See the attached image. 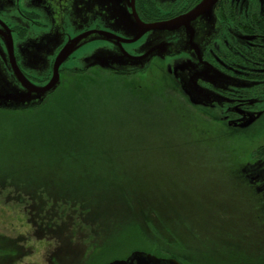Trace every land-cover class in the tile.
I'll use <instances>...</instances> for the list:
<instances>
[{
	"label": "rangeland",
	"instance_id": "obj_1",
	"mask_svg": "<svg viewBox=\"0 0 264 264\" xmlns=\"http://www.w3.org/2000/svg\"><path fill=\"white\" fill-rule=\"evenodd\" d=\"M71 1L73 0L33 2L41 11L35 9L41 14V19L47 23V26L38 31L29 24L30 36L21 41L20 49H16L21 57L20 67L40 77L48 70L47 60L50 57L49 54H43L44 58H41L40 63L30 64L31 60L27 55L32 50L35 51L36 46L43 43L63 44L64 42L67 45V42H74L75 39L78 44L84 42L82 37L77 40L74 36L75 29L70 28L73 31L71 34L67 27L62 25L68 18L70 22L73 21L74 17L70 18V14L76 3L79 1L85 3L84 0H74L69 11L67 5ZM125 1L90 0L87 2V7L94 4L101 5L108 9L106 12L113 15H116L113 11H118L122 20L119 27L130 32L123 37L128 39L137 36L139 32L130 17ZM14 9H11L12 13ZM9 10L1 11L8 13ZM107 28L102 26V29ZM157 30L159 29L142 34L136 44L138 51L144 52L143 50H151L157 43L164 42L163 52L159 53L160 59L156 58L158 65L154 64V59L150 60L151 55L135 61L132 60L134 54L129 51L99 52L96 44L84 49L78 47L71 53L72 56L81 57L84 52L92 48L90 54L99 52L107 60L106 63L115 68H140L149 63L150 67L140 69L139 73L130 74L129 77L97 74L90 76L86 83L82 79L71 80V73H65L57 88L42 96L39 104L44 103L43 105L28 108L29 112L25 108L14 111L15 113L0 109V179L7 173L15 175V178L18 176L20 182L40 180L49 190L55 189L58 183L65 181L63 190L64 193L69 194L72 189L83 187L79 176L82 170L88 171V165L90 170L97 167L99 152L94 153L92 146V153L84 155L80 167H72L62 161L65 152L63 148L71 144L69 137V140H66L64 134L71 135L74 128L83 124L81 137L89 143L93 138H98L105 148V156L110 159L108 166L110 172L105 180L114 174L113 178L117 182L113 178L110 180L113 179L112 183L118 185L119 178L116 177L119 175L118 170L120 173L124 171L123 176L128 183L135 180L132 176H136L142 179L140 184L147 182L152 192L157 188L158 196L163 194L167 200L168 204H163L167 208L160 205L159 197L153 198V193L141 198L143 205L149 207L150 202L154 201L155 205L159 206L157 210L159 208L165 210L159 217L165 218L172 227L177 228L182 234L183 241L192 246L193 251L204 248L209 253L208 255L206 253L208 263L213 264L216 257L218 260L225 258L219 244L216 245L214 242L219 240L216 236L218 232L222 233L224 230L222 229L224 223L229 224L223 222L225 218L222 211L238 210L236 212L239 214L245 210L243 215L245 222L247 223L250 218L252 220V224L248 222L250 227L264 232V223L257 222L255 216L257 209L260 208V205L256 204L258 198L256 197V203H250L254 206L252 208L245 188L241 186L239 191L238 188L234 190L226 165L220 167L217 162L221 151L231 154L232 159H237L241 163L251 160L252 152L264 142V110L259 112L262 115L259 116L258 125L253 128L254 130H237L227 127L219 118V114L215 111L218 109L217 106L213 107L215 110L207 108L210 100L221 101L222 97L213 90H208L203 83L214 86L217 82L224 85L231 84V80L220 77L218 71L202 68L199 59L189 54L193 45L194 48L203 46L217 33L218 23L213 7L188 24L170 29V33L162 31H170L169 29H162L159 32ZM171 41L175 43L169 44ZM108 46L113 48L111 45ZM126 46L130 47V44ZM26 47L31 48L27 55L24 51ZM6 51L1 44L0 86L6 85L7 82L11 88L16 84L15 89L21 90L10 71ZM169 53L178 56L164 60ZM145 54L146 52L142 55ZM188 55L198 62L189 61ZM86 59L87 57L84 60ZM68 62L73 63V60ZM206 71L208 73H204ZM68 79L72 81L71 84ZM31 83L43 86L40 80ZM172 83L175 88L172 87ZM247 86L254 88L256 85L247 84L243 87ZM176 91L179 92L182 100L193 101V104L186 101L191 115L179 113L177 115L179 118H175L178 119L177 122L168 112L176 110V103L173 101V108L166 99L167 96L178 98ZM213 96L216 98H212ZM37 99L39 98L36 95L32 96L30 103ZM20 106H23V103ZM237 165L233 162L232 167L236 169ZM104 173L103 170L95 177L101 178ZM194 174L198 176L188 180L187 176ZM90 176L86 175L87 179ZM5 181L0 180L2 183L0 184V264H77L79 260L76 258L81 257L85 247L81 241L83 232L79 230L77 241L72 240L69 235L72 228L70 219L61 229L63 234L68 236L65 242L55 238L39 237L35 231H41L44 226L35 223L37 226L35 229L26 206L14 198L13 192L16 189L10 185V182ZM29 185L34 187L33 184ZM133 188L136 189L134 186ZM167 190L176 197L168 198ZM247 191L250 192L248 189ZM94 209H98L97 204H94ZM113 216L117 219L122 218V212L118 207H115L110 218ZM202 217L204 222L201 220ZM211 217L216 218L215 223L210 222ZM261 239L264 238L258 237L255 244H263ZM247 242L244 246L253 249L252 245H247ZM244 249L248 252V249ZM53 257H56L55 261H52Z\"/></svg>",
	"mask_w": 264,
	"mask_h": 264
},
{
	"label": "trees",
	"instance_id": "obj_2",
	"mask_svg": "<svg viewBox=\"0 0 264 264\" xmlns=\"http://www.w3.org/2000/svg\"><path fill=\"white\" fill-rule=\"evenodd\" d=\"M65 73H71V80H75L76 78L82 79L85 83L90 76L97 74L102 76L112 74L113 76L124 77H129L130 74H134L121 72L114 73L102 70L87 73L80 71H70ZM68 81L70 84L72 83L69 79ZM171 85L175 88L173 83ZM177 94L178 98H175V96L166 97L167 103L173 108V101L176 103V110L168 112L174 119L179 118L177 117L179 113L181 115H191L187 106L188 101L186 99H183V101L179 92H177ZM43 104L24 108L29 112L31 108ZM170 105L169 107H171ZM0 109L12 113L21 110H13L5 107ZM175 120L176 122L178 121V119ZM82 129H84L83 124L74 128L71 135L64 134L66 140H71V144L69 147L63 148L65 152H63L64 157L62 161L65 164L72 165V167H80L81 162L83 163L84 161V155L92 153V146L95 149H93L94 153L99 152L97 167L94 170H90V166L88 165V171L82 170L83 172L79 176V180L83 187L72 189L70 191L71 194H69L64 193L63 190V184L65 181L58 183V185H60L59 187H57V185L55 189L49 190V188H46L45 184L40 182V180H29L26 183L20 182L18 176L15 178V175L7 173L6 175H2L0 179L6 180V183L10 182V185L14 186V189H16V191L14 190L13 192L14 198L17 202L26 206L28 213L31 216V222L34 223V225L36 223L44 226L41 231H35V233L39 237L55 238L65 242V240L68 239V236H65L61 229L65 226L64 224L71 219L72 222L70 224L72 225V228L70 229L69 235L72 240L77 241L80 234L79 230L82 231L83 238L81 241L82 244L85 245L81 257L76 258L79 260L77 264H103L109 260L125 258L130 251L138 249L153 253L158 257H174L183 264H210L207 261V255L209 253L205 251L204 248L200 251H193L192 246L186 244L181 238L182 234H180V231H178L177 228L172 227L165 218L159 217V215L165 210L160 208L157 210V207L159 206H156L154 201L150 202L149 207L143 205V200L141 198L146 196V194L151 195L153 193V198L159 197L157 188L152 192L148 183L145 182L144 184H140L142 179H138L136 176H132L135 180L128 183L123 176L124 171L120 173L118 170L117 173L119 175L116 176L119 178L118 185L113 184L114 182L112 183L113 179H115L113 178L115 177L114 174L107 177L108 180H105L110 172L108 168V166H110V159L105 156V148H103L102 142L98 138H93L89 143L81 137L80 133ZM257 152L255 151V153ZM231 157V154L221 151L217 157V162L220 167L226 165V170L229 172V175H231L230 179L234 190L235 188H238L239 191L241 186L244 187L250 198L248 201L249 205L253 204V202L256 203V197L258 198V196L255 195L251 185L244 180V176L240 171L244 166V163H241L237 159H232ZM252 158L253 154L251 156V159ZM233 162L238 164L236 169L232 167ZM103 170L105 173L101 178L95 177L97 174L102 173ZM187 171L189 170H186V172ZM86 175L91 176L87 179ZM197 176V174H194L193 176L187 177L188 180H192ZM111 178L113 179L110 180ZM14 181L16 183H14ZM115 182H117V180ZM104 183L113 185H103ZM29 184H33L34 187H31ZM133 186L136 187L135 190ZM247 189L250 192H248ZM167 192L169 193L168 198L176 197L170 190H167ZM158 199L160 200L159 203L161 206H163V204H168L163 194ZM189 201L187 203H189ZM94 204L98 205V209H94L95 211L93 210ZM115 207H118L120 212H122L121 219L114 218V216L113 218H110ZM253 207L254 206H252V208ZM257 210V214L255 215L256 221L258 220L257 222L264 223V210L261 205ZM234 211L235 212H221L224 214L225 218L223 222H228L231 226L224 223V227L222 228L224 230L222 233H217L216 237L219 240H214V242L216 245L219 244V248L223 251L222 255H224L225 258L223 260H218V257H216L213 264H263L264 239H261L263 241V244L261 245H258L260 243L255 244V241L257 242V239L260 236L264 238V232H261L262 230L258 228L256 230L255 228L253 229L250 227L248 224V222L252 224L250 218L247 223L245 222V217H243V215H245V210H242L239 214L236 212L238 210ZM215 219L216 218L211 217L210 222L212 221L215 223ZM201 220L204 222L203 217ZM256 221H254V223H256ZM36 227L37 226L35 225V229ZM246 241H248L247 245H252L253 249L244 246L246 245ZM69 242L71 241L69 240ZM244 248L248 249V252H246L247 250ZM55 259L56 257H53L52 261H55Z\"/></svg>",
	"mask_w": 264,
	"mask_h": 264
},
{
	"label": "flooded vegetation",
	"instance_id": "obj_3",
	"mask_svg": "<svg viewBox=\"0 0 264 264\" xmlns=\"http://www.w3.org/2000/svg\"><path fill=\"white\" fill-rule=\"evenodd\" d=\"M35 1L37 0H0V45L2 44L6 48V40L11 36L13 55L22 74L31 82L40 80L45 85L51 78L52 64L58 52L66 45V42L63 44H39V46L35 47V51L32 50L28 55L27 53L31 48H25V55L30 57V64L32 65L40 63L41 58H44L43 54H49L50 58L47 60L49 68L42 76L39 77L34 73L31 74L20 67L19 62L21 57L17 54L16 49H20L21 41L30 36L28 35L30 30L29 24H32L34 29L38 31L45 29L47 26V23L41 19V14L37 11L39 9L34 6L33 2ZM84 1L85 3L83 4L79 1V3L73 6L72 13L70 14V18L73 19L74 17L73 21L70 22L68 18L65 23H62L61 20L62 25L64 24L71 34L73 33L71 29H75V37L83 36L82 41L84 42L81 43L80 48L84 49L87 46L89 48L91 45L96 44L99 50H111L112 52L129 51L134 54L132 60L135 61L142 59L141 55L146 52L150 53L147 55H151L150 60L154 59V64L158 65L156 58L160 59L159 53L163 52L164 42L157 43L151 50L138 51L137 41L129 42L128 40L132 38H123L124 35L130 34V32L119 27L122 20L119 18L118 11H113L116 14L113 15L106 12L108 10L106 7L104 8L97 4L87 7V2H90V0ZM200 1L133 0V4L139 19L148 24V22L169 21V19L180 16V14H185ZM74 2L73 0L67 5L69 11ZM125 3L131 14V0H126ZM10 5L12 8H15L13 10L14 13L11 12L12 8H10ZM53 5H55V2ZM60 6L62 9L63 3ZM2 9L10 10L8 13H4V11H1ZM213 10L218 23L217 33L203 46L194 48L193 45L189 54L199 59L202 68L208 71H218L219 76L223 79L231 80V84L224 85L217 82L214 86L204 82V87L206 86L208 90H213L222 97L221 101L210 100V107L208 106L207 108L209 110L217 106L218 109L214 110L219 114V118L225 122L227 127L229 126L237 130L253 129L258 125V118L262 115L259 112L264 110V0H217L214 3ZM4 15H7V17ZM102 26H107L108 28L102 29ZM116 26L117 28H114ZM160 30L162 29L157 31L159 32ZM162 31L164 33L171 32V30ZM163 36L164 34H162ZM171 39L174 38L171 37ZM172 43L175 42L171 41L169 44ZM128 44H130V47L126 46ZM108 45H111L113 48H110ZM54 46L57 47L55 48ZM89 50V52H84L85 54L81 57H74L71 54L60 64L58 69L60 80L65 72L70 71L87 73L102 70L114 73L136 74L139 73L140 69L150 67L149 63L145 67L140 66V68H103L99 64H89L90 61L84 60L93 54H90L92 48ZM170 54L166 55L164 60H171V58L178 56L177 54ZM153 55L155 57H152ZM190 55H188L189 61L198 62L197 59ZM70 60H73V63L68 62ZM10 71L13 75L11 68ZM208 71L204 73H208ZM244 84L256 86L254 88L243 87L245 86ZM212 98L216 97L213 96ZM254 100L257 102H254ZM222 101L226 102L220 103ZM195 104L205 107L198 102ZM221 109L222 111H220ZM255 151H259L260 153H255ZM253 152L255 155L253 153L251 161L244 163L240 171L244 176V180L251 185L255 195L258 196L257 204L261 205L264 209V142L258 145Z\"/></svg>",
	"mask_w": 264,
	"mask_h": 264
},
{
	"label": "water",
	"instance_id": "obj_4",
	"mask_svg": "<svg viewBox=\"0 0 264 264\" xmlns=\"http://www.w3.org/2000/svg\"><path fill=\"white\" fill-rule=\"evenodd\" d=\"M216 1L217 0H201L197 5H195L194 8L190 9V11L185 14H180V16L174 17L173 19H169V21L148 22L147 24L143 22L141 19H139L134 9L133 0H131L130 8L132 9L131 10L132 12L130 15L132 17V20H134V24L137 27L139 33L137 36L133 37L132 39H129L128 41L136 42L142 34L148 32L149 30H154V29L170 30L179 27L181 24H187L192 19L199 17L201 13L211 10ZM81 37L83 38V36L77 37V40H79V38ZM6 46H7L6 48H7V57L9 60V66L12 69L14 78H16V81L19 84L21 90L15 89L17 86L16 84L13 88H11L7 82L6 85L0 86V108L5 107L14 110L18 108L24 109V107H27L28 105L35 106L42 101V96H44L46 93H51L53 90H55L57 88L56 86L60 83V76L58 72L60 64H62L65 61V59H67L76 48L80 47L81 44H78L75 39L74 42L67 43V45H65L64 48H62L58 52L52 64L53 68H52L51 78L43 86L33 85L30 82V80H28V78L25 77L24 74H22L20 68L17 66L15 57L13 55L11 36H9L8 39L6 40ZM99 52H104V50H100ZM99 52H96V54L94 53L89 57H87L86 60L88 62L90 61L89 64H99L103 68L114 67L109 63H106L107 60H105ZM149 54L150 53L141 55V58ZM183 92L185 91L183 90ZM35 95L39 99H37V101L33 103H30V98ZM189 102L193 104V101H191L190 99ZM21 103H23V106H20ZM103 264H183V263L179 262L174 257H163V256L158 257L153 253L145 252L143 250L138 249V250L130 251L127 257L125 258H117V259L109 260Z\"/></svg>",
	"mask_w": 264,
	"mask_h": 264
}]
</instances>
